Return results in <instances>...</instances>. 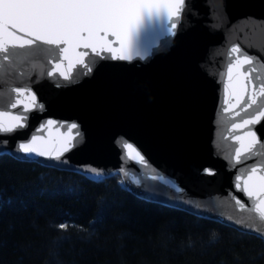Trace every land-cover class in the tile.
I'll return each instance as SVG.
<instances>
[{"label":"water","instance_id":"obj_1","mask_svg":"<svg viewBox=\"0 0 264 264\" xmlns=\"http://www.w3.org/2000/svg\"><path fill=\"white\" fill-rule=\"evenodd\" d=\"M173 22L177 34L161 35L160 41L169 43L155 45L147 59L123 61L107 52L100 57L90 53L87 59L96 61L92 71L77 65L72 81L58 72L48 76L54 65L42 58L9 66L6 78L0 80V109L27 120L25 128L0 133V141L8 140L7 155L25 161L20 159L25 154L17 152L18 142L33 134L46 139L49 132L52 138L67 135L68 125L76 123L84 140L65 153L69 165L36 155L29 162L81 175L74 170L78 166L95 167L103 170L102 176L87 178L100 181L117 175L130 192L147 201L264 239V221L247 195L235 187L242 184L237 176L264 162V146L258 144L259 155L237 164L235 150L240 144L234 139L250 127L264 144V120L233 128L256 106L242 111L243 102L237 104L235 96L225 91L228 64L237 55L231 51L235 45L241 55L253 57L258 69L253 75L264 78V0H185L181 18ZM25 51L17 50L21 55ZM34 63L43 64V69L34 68ZM25 85L36 93L37 106L28 111L23 104L11 108L16 99L11 89ZM49 119L63 123L49 129ZM121 137L142 152L147 164L128 157L118 142ZM237 199L247 207L241 209Z\"/></svg>","mask_w":264,"mask_h":264},{"label":"trees","instance_id":"obj_2","mask_svg":"<svg viewBox=\"0 0 264 264\" xmlns=\"http://www.w3.org/2000/svg\"><path fill=\"white\" fill-rule=\"evenodd\" d=\"M0 264H264V239L147 201L117 175L95 181L3 154Z\"/></svg>","mask_w":264,"mask_h":264},{"label":"snow or ice","instance_id":"obj_3","mask_svg":"<svg viewBox=\"0 0 264 264\" xmlns=\"http://www.w3.org/2000/svg\"><path fill=\"white\" fill-rule=\"evenodd\" d=\"M184 5L185 0H0V80L6 78L9 66L22 64L30 57L50 60L54 67L47 75L52 76L58 72L68 81H72V71L77 65H81L87 72L92 71L91 65L96 61L95 58L91 61L87 59L90 53L100 57L107 52L112 59L123 61L147 59L153 54L155 45L167 46L169 43L167 40L160 41L161 35L177 34V23L173 22V18L179 21ZM18 49L26 51L21 55ZM231 51L237 55L228 64L225 91L235 96L237 104L243 102L242 111L256 106V110L241 123L232 125L233 128H245L264 120V78L253 75L258 72L253 57L241 55L239 45L233 46ZM245 65L249 67L245 69ZM32 66L44 67L43 64L35 63ZM41 74H44L43 71ZM11 91L16 94L11 108L23 104L28 111L37 106V95L29 86H16ZM21 96L25 99L21 100ZM43 107L39 105L40 110ZM26 120V116L0 109V133H13L25 128ZM57 123L63 122L52 119L46 122L49 129ZM44 127L41 124L40 128ZM73 130L77 131L73 133ZM234 139L240 144L235 150L237 164L259 155L256 147L258 144L264 146L257 132L250 127L244 135ZM83 140L78 125L71 123L67 135L52 138L49 132L46 139L33 134L30 139L18 142L17 152L25 154L20 157L25 161H30L36 155L69 165L70 160L65 153L77 148ZM118 142L130 159L147 164L145 156L133 143L123 137ZM7 146V139L0 141V151L5 154L9 151ZM74 170L80 171L84 177L91 174L92 179L100 178L103 172L95 167L78 166ZM236 179L242 181V184L238 182L235 187L247 195L254 211L264 221V162L253 164L245 176H237ZM236 203L241 209L247 207L239 199ZM195 207L198 209L200 205ZM59 228L66 229L67 225L62 223ZM215 237L216 234L212 233L211 238Z\"/></svg>","mask_w":264,"mask_h":264}]
</instances>
